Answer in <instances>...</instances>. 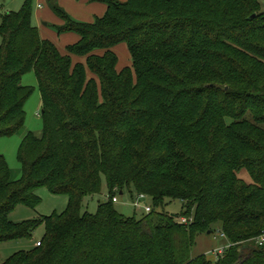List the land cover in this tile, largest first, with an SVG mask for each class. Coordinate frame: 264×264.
<instances>
[{
  "label": "trees",
  "instance_id": "trees-1",
  "mask_svg": "<svg viewBox=\"0 0 264 264\" xmlns=\"http://www.w3.org/2000/svg\"><path fill=\"white\" fill-rule=\"evenodd\" d=\"M99 2L108 10L92 23L51 4L59 36L79 38L65 55L33 24L32 0L2 18L0 138L25 126L31 72L45 128L23 141L20 180L0 155V244L46 235L0 264H264V0ZM122 44L133 65L119 71ZM104 183L108 200L83 212ZM41 187L67 195V211L12 222ZM125 192L152 212L122 214L113 199ZM218 231L224 254L194 256Z\"/></svg>",
  "mask_w": 264,
  "mask_h": 264
},
{
  "label": "rangeland",
  "instance_id": "rangeland-1",
  "mask_svg": "<svg viewBox=\"0 0 264 264\" xmlns=\"http://www.w3.org/2000/svg\"><path fill=\"white\" fill-rule=\"evenodd\" d=\"M27 0H0V27L2 25V18L11 12H19ZM126 2L127 0H119ZM44 2V1H43ZM99 2V0H98ZM48 7V3L44 2ZM40 0H32L33 6V24L40 29L41 35L44 39L53 42L61 51L62 54H67L68 46L75 44L77 39L72 35L59 36L57 26H61V21L48 20V18L39 21ZM50 7V5H49ZM52 8V7H51ZM3 45V38L0 35V46ZM119 57L118 69L121 71L124 68L132 67L133 61L125 44L119 45L115 49ZM79 62V58H75ZM23 85L34 90L32 96L25 104L26 123L24 128L12 137L0 138V155L7 160L11 170V176L14 181L20 180L23 177V165L19 159L20 149L23 141L28 133H33L35 136L42 138L44 136V120L42 116L43 102L39 89L38 79L35 73L31 72L24 76ZM37 195L41 201L36 209L26 206H19L10 216L12 222L21 223L29 220H36L44 217H51L56 214H62L67 211L69 207V197L64 194H55L47 187H41L37 191ZM119 202L116 203V208L127 217L137 216L141 218L146 214L144 207L151 206L153 203L150 198L142 201L139 208L133 206V201L136 199V193L130 194L125 192L123 195L117 196ZM108 200V188L104 183L103 191L100 195L89 196L85 198L83 212L95 215L98 212L100 204ZM165 210L172 215H181L183 212V202L180 200L166 201ZM46 235L45 225L39 226L33 234L31 240H22L9 243L0 244V258L1 262H5L15 253L20 251H29L36 246L37 242L44 239ZM227 242L221 236L220 231L214 235L200 236L197 239L196 246L193 250V255L198 256L207 254L212 260L216 258V254L221 249L225 248Z\"/></svg>",
  "mask_w": 264,
  "mask_h": 264
},
{
  "label": "crops",
  "instance_id": "crops-1",
  "mask_svg": "<svg viewBox=\"0 0 264 264\" xmlns=\"http://www.w3.org/2000/svg\"><path fill=\"white\" fill-rule=\"evenodd\" d=\"M43 1L44 2L46 1V3H48V7L45 6ZM52 3H56L57 5H59L72 18L86 23H92L97 18L103 17L108 10V6L105 3L98 2V0H40V5H39L40 11L38 13L40 22L46 18H48V20H55V22L56 21L58 22V20L61 21V19L56 15L54 10L51 8ZM62 24L63 22L61 21V25ZM68 35H72V34H68ZM71 38L77 39V41L79 39L77 36Z\"/></svg>",
  "mask_w": 264,
  "mask_h": 264
},
{
  "label": "built area",
  "instance_id": "built-area-1",
  "mask_svg": "<svg viewBox=\"0 0 264 264\" xmlns=\"http://www.w3.org/2000/svg\"><path fill=\"white\" fill-rule=\"evenodd\" d=\"M149 197L147 196V195H145V194H139V195H137L136 196V199H134V201H133V206L135 207V208H139L140 207V203L142 202V201H145L146 199H148ZM113 201H114V203H118L119 202V199H118V197H115L114 199H113ZM144 209H145V212L146 213H151L152 212V207L151 206H145L144 207ZM178 221L181 223V224H184V225H188V224H190L191 223V221L192 220H190V219H187V218H179L178 219ZM221 236L223 237V238H225V236L223 235V234H221ZM256 244H257V246L258 247H260V248H263L264 247V232L256 239ZM41 245V243H38L37 244V246H40ZM224 248L223 249H221L220 251H218V253L216 254V259H218V257L220 256V255H223L224 254Z\"/></svg>",
  "mask_w": 264,
  "mask_h": 264
},
{
  "label": "water",
  "instance_id": "water-1",
  "mask_svg": "<svg viewBox=\"0 0 264 264\" xmlns=\"http://www.w3.org/2000/svg\"><path fill=\"white\" fill-rule=\"evenodd\" d=\"M122 195V194H121Z\"/></svg>",
  "mask_w": 264,
  "mask_h": 264
}]
</instances>
